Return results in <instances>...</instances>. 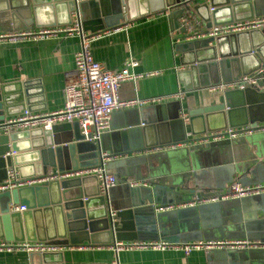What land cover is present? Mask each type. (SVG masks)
Instances as JSON below:
<instances>
[{"label":"water","instance_id":"95a60500","mask_svg":"<svg viewBox=\"0 0 264 264\" xmlns=\"http://www.w3.org/2000/svg\"><path fill=\"white\" fill-rule=\"evenodd\" d=\"M180 1L85 0L80 3L83 29H92L87 23H92L97 28L93 30H98L114 26L121 19L131 21L167 9L171 11L168 17L172 28L183 31L179 24V16L184 10L179 6ZM27 3L28 0H24V4L22 0H0L5 20L15 23V26H6L7 30L23 27L16 26L19 20L25 25L30 22ZM58 6L65 14L60 23L69 24L72 0H60L55 3V7ZM191 9L206 27H210L264 14V0H196ZM179 50L183 67L177 72V78L186 90L203 88L204 78L212 81L215 77L228 82L255 74L257 81L244 88L226 90L216 102L207 105L191 107L184 105L182 99H174L138 108L135 121L127 125L133 127L129 132L137 131L140 135V147L184 141L187 130L192 135H199L264 122V28L186 42ZM30 85L31 80H23L0 86V120L24 110H34ZM64 125L67 126L64 136L55 131L57 125L51 130L31 128L0 135V182L7 178L8 169H13L20 178H26L46 174L49 166L63 171L96 165L101 151L119 153L104 144V138L111 130L101 136L99 144H94L82 139L75 123ZM229 145L230 140L224 139L194 148L213 150ZM258 149V155L264 157V145ZM225 150L230 157V150ZM150 161L151 154L140 161L148 169L146 178H140V173H136V180L148 182L138 186L128 183V189L117 193L112 189L114 186L100 193L95 175L54 179L0 192V240L38 241L61 247L133 241L141 237V231H150L157 224L154 204L187 202L194 195L197 198L207 195L203 192L194 194V189L188 188L187 179L183 180L186 186L168 184L160 177L152 179ZM247 172L252 173L250 168L238 167L237 173L241 177H246ZM194 181L197 185V180ZM224 204L216 203L218 208ZM12 206H24V209L12 210ZM111 209L113 216L109 214ZM191 214L187 213L188 222L196 227ZM62 254V251H48L32 252L29 256L32 264H62ZM239 262L249 264L246 259Z\"/></svg>","mask_w":264,"mask_h":264},{"label":"crops","instance_id":"0c3cea01","mask_svg":"<svg viewBox=\"0 0 264 264\" xmlns=\"http://www.w3.org/2000/svg\"><path fill=\"white\" fill-rule=\"evenodd\" d=\"M22 2L24 4V0ZM58 2L60 0H28L30 22L25 25L19 20L20 23H16V26L23 25L20 29H27L63 25L60 22L64 20L65 14L61 6L55 7V3ZM1 11L2 9H0V31H7L6 26H15V23L13 25L12 22H7ZM80 11L83 24L82 7ZM170 12L164 9L131 21L121 19L114 26L98 30H93L97 29L95 25L87 23V26L92 28L87 29L88 32L107 30L91 43L92 57L112 70L121 68L130 59L137 61V65L133 67L136 73L159 70V74L145 76L135 82V93L141 98L172 94L180 87L185 90V96L182 98L184 105L194 107L216 102L223 92H211L208 89L210 85L220 82L215 77L212 81L202 79L205 84L203 88L191 90L184 89L183 84L178 81L177 72L183 67L180 64L179 47L186 42L172 45L171 31L174 30L175 34L182 31L179 28H172L168 17ZM86 17L84 15V18ZM53 22L56 24L52 25ZM94 24L98 25L97 21ZM8 30L16 29L12 27ZM79 48L80 40L77 35L1 43L0 86L31 80L29 88L33 95L31 96L33 111L57 110L63 106V87L73 77L74 55ZM121 91L123 96L134 95L129 83H124ZM137 109L115 111L110 119L111 131L104 138L105 145L123 154L107 162V170L117 179L116 185L112 188L116 193L128 189L129 181L136 180L139 173L142 176L140 178H146L145 174L148 171L143 162H140L143 156H147L140 152L145 149L140 147V135L137 131L129 132L133 127L127 125L135 121ZM8 117L11 116L5 118ZM66 129L67 126L61 123L57 124L55 131L63 135ZM123 130L126 133H121ZM114 133L115 135H112ZM188 133L190 132L187 130L186 134ZM263 145L264 129L254 130L231 139L229 146L216 147L213 150L179 146L175 149L151 153L149 169L151 175L153 174L152 179L160 177L168 184L176 186H186L183 180L187 179L188 188L194 189V194L203 192L211 195L224 192L233 181L251 184L263 182L264 157L256 152ZM225 149L230 150V157L226 155ZM241 165L250 168L252 173L247 172L246 177H241L237 173ZM54 169L57 167L49 166L47 171ZM195 179L197 185L194 184ZM195 199L197 197L194 195L191 200ZM217 202L197 205H189L185 201L163 206L154 204L157 224L150 231H141V237L133 241L177 243L199 239H237L256 242V245L235 249L192 250L187 255L176 246L163 249H124L115 252L113 249L115 242L82 243L56 251L63 253L62 264H240L238 261L241 259L248 260L249 264H264V193L221 200L220 202L226 204L221 208L217 207ZM167 206L168 208H164ZM187 213H192L196 227L188 222ZM0 264H32V262L26 252H0Z\"/></svg>","mask_w":264,"mask_h":264},{"label":"built area","instance_id":"2783aa9c","mask_svg":"<svg viewBox=\"0 0 264 264\" xmlns=\"http://www.w3.org/2000/svg\"><path fill=\"white\" fill-rule=\"evenodd\" d=\"M85 0H72L73 8L71 10V22L67 25L27 28L0 31L1 43H15L19 41H34L44 38H62L71 35H77L80 40V48L74 55V74L64 87V103L57 110L48 112H34L24 110L21 114L11 116L0 120V135L9 134L14 131L42 128L51 130L57 124L75 123L84 141L99 144L101 136L111 130L110 119L115 111L128 108H140L142 106L165 102L169 100L182 99L185 96V90L178 88L172 94L141 98L135 93V82L145 76L159 74V70L136 73L133 67L137 61L130 59L117 70L106 68L101 62L96 61L91 54V43L106 33L107 30L98 32H88L83 29L80 3ZM196 0H181L180 5L184 8L179 16V24L183 29L181 33L171 31V43L176 46L178 43L191 42L208 37H217L232 33H240L250 30L264 28V14L254 16L246 20L233 21L220 25L206 27L202 20L191 9ZM257 77L255 74L243 75L237 80L228 82H217L208 87L211 92H224L229 89L244 88L246 84H255ZM129 83L132 86L134 95L123 96L122 86ZM263 124L254 126H240L227 128L224 130L208 132L199 135L187 134L186 140L174 142L165 145L145 148L141 153L148 154L154 152H163L169 149H175L179 146H198L207 145L211 142L224 139H234L242 134L251 133L254 130H263ZM13 153V152H11ZM123 156L120 153H108L101 151L96 165L77 167L68 170H51L46 174L20 178L13 169L7 170V178L0 182V192L10 190L16 187L38 185L50 180H61L67 178L95 175L98 180L100 193H105L109 188L116 185L117 179L107 170V162ZM129 184L138 186L145 184L140 180H131ZM264 193V181L254 184L244 185L233 181L224 192L203 196L195 200L187 201L189 205L201 203L216 202L234 198ZM163 208V207H161ZM164 208H168L164 207ZM12 210H23L24 206H12ZM110 216L114 211L109 210ZM256 242L247 240H197L189 242L168 243L160 242H134V241H116L113 245L115 252L119 250L158 248L163 249L168 246L180 248L184 254H189L192 250H212V249H235L245 248L256 245ZM64 247L50 245L38 241H5L0 240V252H48L56 251Z\"/></svg>","mask_w":264,"mask_h":264}]
</instances>
